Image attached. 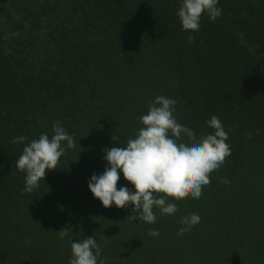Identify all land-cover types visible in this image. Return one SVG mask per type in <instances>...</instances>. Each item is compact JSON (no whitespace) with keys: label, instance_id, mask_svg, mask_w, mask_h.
Instances as JSON below:
<instances>
[{"label":"trees","instance_id":"obj_1","mask_svg":"<svg viewBox=\"0 0 264 264\" xmlns=\"http://www.w3.org/2000/svg\"><path fill=\"white\" fill-rule=\"evenodd\" d=\"M0 264H264V0H0Z\"/></svg>","mask_w":264,"mask_h":264},{"label":"rangeland","instance_id":"obj_2","mask_svg":"<svg viewBox=\"0 0 264 264\" xmlns=\"http://www.w3.org/2000/svg\"><path fill=\"white\" fill-rule=\"evenodd\" d=\"M167 180H168V182H173V181H175V183H176V187H177V189L178 188H180L179 187V184H178V182L179 183H183L184 182V179H183V177L182 178H180V175H175L172 179L171 178H167ZM203 183V182H202ZM202 183H200L199 184V190H198V192H199V194L200 195H202V196H204V191L205 190H201L200 189V186H203L205 189H208L209 188V186L208 185H204V184H202ZM258 185H261V184H258ZM260 190H263V187H262V185H261V187L259 188ZM211 190V189H210ZM236 190V189H235ZM234 190V191H235ZM206 194V193H205ZM150 204H151V201L149 200L148 201V205H147V207L149 208V206H150ZM135 210H134V208H128L127 210H125V209H119V210H115V212H114V214H116L117 213V216L119 217V219L122 221V220H128V219H130V218H132L133 216H136L135 215ZM216 221L213 219L212 220V223H211V225L208 223V221H207V223L205 224V227H212L213 225H214V223H215ZM216 224V223H215ZM177 243V240H175V239H172V240H170V242H169V246H170V248L171 247H173V248H178L177 247V245H183V244H181L182 242H179V244H176ZM75 257H73L72 259H74Z\"/></svg>","mask_w":264,"mask_h":264}]
</instances>
